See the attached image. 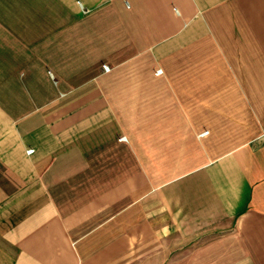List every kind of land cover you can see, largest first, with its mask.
I'll use <instances>...</instances> for the list:
<instances>
[{
    "label": "crops",
    "instance_id": "crops-1",
    "mask_svg": "<svg viewBox=\"0 0 264 264\" xmlns=\"http://www.w3.org/2000/svg\"><path fill=\"white\" fill-rule=\"evenodd\" d=\"M0 264H264V0H0Z\"/></svg>",
    "mask_w": 264,
    "mask_h": 264
}]
</instances>
